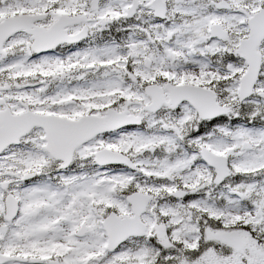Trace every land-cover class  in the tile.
<instances>
[{"label":"snow or ice","instance_id":"1","mask_svg":"<svg viewBox=\"0 0 264 264\" xmlns=\"http://www.w3.org/2000/svg\"><path fill=\"white\" fill-rule=\"evenodd\" d=\"M0 264H264V0H0Z\"/></svg>","mask_w":264,"mask_h":264}]
</instances>
